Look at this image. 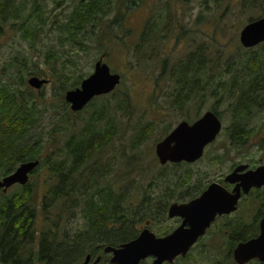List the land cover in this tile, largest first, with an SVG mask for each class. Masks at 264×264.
Returning a JSON list of instances; mask_svg holds the SVG:
<instances>
[{"label":"rangeland","instance_id":"374dc122","mask_svg":"<svg viewBox=\"0 0 264 264\" xmlns=\"http://www.w3.org/2000/svg\"><path fill=\"white\" fill-rule=\"evenodd\" d=\"M17 1L19 11L16 16L8 18L0 32V86L9 85L12 91H22L20 97L30 94L42 103L40 120L30 130V141L36 140L39 144L36 159L40 161V165L29 175L27 184L28 193L31 192L30 205L35 208L34 240L27 250H32V264H39L36 257L44 229L50 228L54 232L60 229L59 233L66 231L72 236L88 226L85 210H80L83 193L86 199L95 197V201L101 203L102 199L107 198L104 193L99 195V192L109 185L112 188L113 183L120 194L130 185L133 191L130 199L132 207L140 204L142 197L148 195L146 201L166 200V211L172 203H183L170 199L171 195L176 196L180 184L178 180L168 178L173 176L169 167L163 170L165 165H159L154 146L186 119L189 120L186 122L192 123L196 117L215 107L219 111L223 130L205 147L203 156L191 163L192 179L185 187L192 186L201 175L207 181L219 183L231 172V167L246 164L254 168L264 160V110L257 106L253 108L247 127L251 130L250 137L241 150L234 149L228 145V136L224 131L232 120L226 108V93L219 91L218 96L222 95L223 98L218 102L207 94L200 112L191 116L194 118H189L187 116L192 110L187 112L186 105L185 109L171 107L175 93L174 77L168 74L174 66L178 67L180 60L197 48L206 60L228 64L239 52H243L239 43L242 27L249 19L261 17L264 6L247 7L242 0H115L105 10L108 15L97 21L94 29L88 27L83 34H69L63 42L59 32L70 30L67 16L78 0ZM35 4L37 11L39 8L43 10L41 17L47 23L31 41L26 36L28 28L39 27L35 15L29 17ZM117 14L121 17L114 20ZM148 19H153L157 29L149 33L148 40L144 42L141 37L143 33L146 34L144 25ZM115 21L116 24L113 23ZM254 52L261 54V49L256 48ZM102 55L103 62L112 73L120 75L121 81L112 93L96 97L93 104L95 108L109 105L116 128L106 132V125L98 126L101 134L103 130L108 133V142L95 136L92 143L95 148L100 142H106L105 145L103 143L93 156H89L90 160L67 176V186L61 190L64 194L57 198L53 196L55 193L50 192L55 184L60 185L59 174L51 173L44 166V161L63 162V168L71 172L73 163L77 164L80 157L73 161L66 143L81 138L85 121L93 112L88 109L89 105L80 112H71L64 100V94L70 88L63 90L61 83L68 79L70 87L78 76L83 79L88 77ZM33 76L46 79L47 84L37 90L31 88L27 81ZM40 96L44 97L43 100ZM148 125L150 128L142 132L143 127ZM85 155L82 150L81 157ZM19 191V185H16L5 194L12 196ZM255 191L256 188H252L247 194H241V198L245 196L242 198L245 201L242 206L237 205L238 212L217 216L210 227L222 216L226 217L221 220L222 223L233 217L244 224L251 223L256 209L262 208L260 193ZM28 193L20 192L23 197H28ZM44 200V208L49 205L46 210L43 209ZM189 200L183 199L184 203ZM76 203L79 204L78 208L74 206ZM244 210L247 212L243 213ZM179 220L177 217H167L166 222L148 221L144 228L160 237L167 227H178L181 224ZM218 228L219 225L214 224L208 232L210 234L199 242L200 245L196 243L197 247L193 248L195 244L191 248L189 259H176L172 264H217L215 260L224 254L223 249L218 247L225 244ZM61 239L59 235L58 241ZM104 257L109 264L111 256L102 250L90 260L99 258L98 263H101ZM84 259L80 258L78 263ZM67 260L68 256L58 263L65 264ZM144 262L151 264L152 259Z\"/></svg>","mask_w":264,"mask_h":264},{"label":"trees","instance_id":"16d2710c","mask_svg":"<svg viewBox=\"0 0 264 264\" xmlns=\"http://www.w3.org/2000/svg\"><path fill=\"white\" fill-rule=\"evenodd\" d=\"M113 1L115 0H78L67 16L68 28L71 31L67 29L59 32L63 42L65 40L64 37H67L69 34H83L87 31L88 27H93L97 21L106 17L108 14L105 10L110 7ZM242 3L247 7L264 6V0H242ZM36 6L37 4L33 5L29 13V17H34L35 15V19L39 25V27L35 25L28 28L26 36L31 41L34 40L38 31L44 29L47 23L41 17L43 10L39 8L37 11ZM18 11L17 0H0V32L3 26L6 25L8 18L16 16ZM120 17L121 15L117 14L114 20L120 19ZM116 22L113 23L116 24ZM156 29L157 27L154 26L153 19H148L144 25V30H146L144 32L146 34L143 33L141 40L147 41L150 36L149 33ZM254 51L239 52L228 64H221L206 60L202 51L197 48V50L189 52L185 59L180 60L178 67L174 66L168 72V74L174 77L173 89L175 93L172 95L171 107L175 108L177 106L179 109H185L186 105L187 112L192 110L187 116L189 118H194L191 116L193 114L196 116L200 112L201 106L205 104L203 100L207 94L211 98H214L215 102H218V99L223 98L222 95L218 96L219 91L221 90L226 93L225 100L228 101L226 108L232 120L224 128V131L226 136H228V145L237 150H241L250 137L251 130L247 127H249V117L253 115V108L255 106L261 108L264 103V49L261 51V54H257ZM82 80L83 77L78 76L74 84L69 87V80L65 79L61 83L62 89L77 88ZM21 92L20 90H17V92L12 91L9 85L0 86V178L12 173L16 165L29 160H35L38 157L37 147L39 144L36 140L30 141V130L40 120L42 114V105L40 104L42 103H39L35 97L32 98L30 94L27 97H20L19 93ZM43 98L42 96L41 99L43 100ZM94 99L88 104V109L93 112L90 113L85 121L81 138L74 141L69 140L66 143L68 154L72 160L76 161L80 157L77 164L73 163L74 167L71 172H67L63 168V162H51V159L44 161V166L49 168L51 173L59 174L58 178L60 179L61 187L55 184V188L51 189L50 192L52 194L55 193L53 196L57 198L59 195L64 194L61 190L67 186V176L90 160L89 156H93L97 152V148L102 147L108 142V138L106 137L108 133H105V131L107 132L108 129L116 128L115 118L110 116L109 113V105L95 108L93 104ZM211 112L220 120L217 108L214 107ZM199 118L198 116L195 120ZM186 121L189 120L186 119ZM104 125H106L105 131L103 130L101 134L98 126L102 127ZM149 128L150 125L143 127L142 132ZM95 136L104 138L106 142H100L99 146L95 148L92 145ZM36 144L38 145L36 146ZM82 150L86 154L84 157H81ZM192 165L191 163L184 162L176 164L167 163L165 166L161 165L163 166V170L169 167V170L173 172V176L168 178H174L180 184V189L176 193V196L173 197L171 195L170 199H173V201L179 200L184 202L183 199L185 198H190L191 200L199 196L211 183L201 175L196 178L192 186L185 187L192 179V174H190ZM234 167H231L230 170L232 171ZM104 168L106 169V166ZM219 182L223 183V179H220ZM178 183H175V185ZM27 184L19 186L20 191L14 193L12 196L6 195L0 189V264L33 263V259L31 258L32 250H27L29 249L28 245L34 240L33 220L35 208L30 205L31 192L30 194L28 193L29 185ZM21 191L28 193V197L21 196ZM255 192L260 193V191ZM103 193L106 195L107 200L102 199L101 203L95 201V197L86 199V194H82L80 210H85L86 221L88 223L85 229L77 231L72 236L66 231L59 233L60 229L56 232L50 228L42 231L36 257L39 264H60L58 262L63 261L67 256L68 260L65 261V264H77L80 258L83 257L84 259L87 255L94 257L101 250L103 251L105 246L119 247L120 244L135 239L148 221L166 222V200L146 201L149 197L148 195L142 197L140 204L132 207L130 206V199L133 191L130 189V185L120 194L118 190H115L113 183L112 188H110V185L109 187L102 188L99 195ZM197 193L199 194L195 196ZM259 200L263 201L261 195ZM244 201L242 199L238 206H242ZM45 202L44 200L43 209L46 210L49 205L44 208ZM74 206L78 208L79 204L76 203ZM112 208H115L114 213ZM261 209H257L249 224H244L234 217L230 221H225L222 225L217 224L219 225L218 232L221 234V240L225 241V244L218 247L223 249L224 254L220 259L215 260V263L235 264L232 258V251L235 246L258 235L259 213H261ZM244 212L246 213L247 211L244 210ZM242 218L244 219L243 216ZM144 222L145 224L142 225ZM116 224H118L117 227ZM174 228L167 227L160 236L168 235ZM212 228L213 226L208 229L204 237L210 234L208 232ZM59 235L62 237L60 241H58ZM202 238L197 241L198 246ZM197 244L193 248L197 247ZM190 257L189 252L185 258L179 257L177 259L184 261ZM105 261L106 258L104 257L100 264H103ZM252 263L264 264L256 260ZM140 264H145V262L143 261Z\"/></svg>","mask_w":264,"mask_h":264},{"label":"water","instance_id":"95a60500","mask_svg":"<svg viewBox=\"0 0 264 264\" xmlns=\"http://www.w3.org/2000/svg\"><path fill=\"white\" fill-rule=\"evenodd\" d=\"M243 47H253L264 42V17L249 23L239 33ZM101 56L93 67V72L84 78L79 87L65 92L64 100L71 112H80L92 99L112 93L120 84L121 77L110 71ZM28 85L40 89L47 84L46 79L33 76ZM222 129L221 121L211 111H206L192 123L185 121L175 126L155 145V156L160 165L167 163H193L202 157L204 148L211 144ZM40 165L38 159L20 163L15 170L0 178V189L5 193L13 185L25 186L29 175ZM248 165L240 164L223 179L234 185L231 191L218 183H210L203 193L188 202L172 203L168 206L167 217L181 219V224L166 236H156L144 228L138 236L119 247L105 246L104 254H110L109 264H140L152 259L151 264H172L178 257H185L198 239L206 234L217 216L229 215L237 210L241 194L264 185V166L247 170ZM258 235L238 243L232 251L235 264H246L252 260L264 263V211L258 223ZM90 255L82 263L89 264ZM99 261V258L95 261Z\"/></svg>","mask_w":264,"mask_h":264},{"label":"flooded vegetation","instance_id":"af4514ba","mask_svg":"<svg viewBox=\"0 0 264 264\" xmlns=\"http://www.w3.org/2000/svg\"><path fill=\"white\" fill-rule=\"evenodd\" d=\"M262 17H264V15L263 16H261V17H259V18H256V19H254V18H252V19H249L248 20V22L244 25V26H246L247 24H249V23H253V22H255L256 20H258V19H260V18H262ZM243 26V27H244ZM243 27H242V29H243ZM241 29V30H242ZM240 43V42H239ZM241 45V44H240ZM242 46V45H241ZM243 47V46H242ZM256 48H259V49H261V51L264 49V42H261V43H258L257 45H255V46H253V47H243V51H245V52H250V51H252V50H255ZM249 50V51H248ZM262 111L264 110V103H263V105L261 106V108H260ZM259 166H264V160L263 161H261V163H259L258 164V166H256V167H254V168H249L248 167V169L247 170H254V169H256L257 167H259ZM236 167V166H235ZM234 167V168H235ZM233 168V169H234ZM223 179H224V177H223ZM212 183V182H211ZM216 183H218V181L216 182ZM219 185H221L223 188H225L226 190H228V191H231L232 190V188L234 187V185H229V184H226V183H224V181H223V183H218ZM13 186H16V185H13ZM256 191H260V195H261V197L263 198V201H262V209H261V216H260V220L263 218V211H264V185L263 186H261L260 188H257L256 189ZM251 192V191H250ZM243 197H245V196H242V198ZM242 198H240V200H239V202H238V205L240 204V201L242 200ZM239 209V208H238ZM257 210V209H256ZM255 210V211H256ZM236 212H238V210L236 211ZM235 212V213H236ZM226 217L225 216H222V217H220V218H218L217 220H216V222L214 223V224H223L222 222H221V220H223V219H225ZM259 220V221H260ZM180 221V223H181V219L179 220ZM214 224H213V226H214ZM212 227V226H211ZM208 231V230H207ZM207 231H206V233H207ZM202 237H204V236H202ZM202 237H200V238H202ZM199 238V239H200ZM198 239V240H199ZM151 259V258H150ZM253 261H255V260H252V261H250V262H253ZM250 262H248V263H250ZM98 263V262H97ZM96 262H95V260H93V258H91V260L89 261V264H97ZM100 263V262H99ZM98 263V264H99ZM247 263V264H248Z\"/></svg>","mask_w":264,"mask_h":264}]
</instances>
